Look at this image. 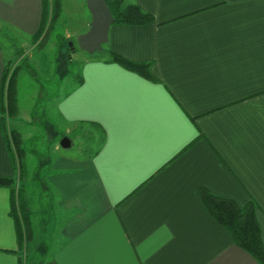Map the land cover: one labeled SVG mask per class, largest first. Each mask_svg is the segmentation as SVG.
I'll return each mask as SVG.
<instances>
[{
  "label": "crops",
  "instance_id": "crops-1",
  "mask_svg": "<svg viewBox=\"0 0 264 264\" xmlns=\"http://www.w3.org/2000/svg\"><path fill=\"white\" fill-rule=\"evenodd\" d=\"M126 2L153 21L112 23L105 45L148 63L151 79L106 53L84 60L54 107L68 128L98 130L100 143L77 156L55 144L41 183L53 227L37 228L24 193L30 245L13 215L17 186L0 185V264H26V248L28 264L37 252L45 264H259L209 215L200 192L256 203L264 242V0ZM44 10L43 0H0V28L32 37ZM8 52L0 37V178L15 179L3 111Z\"/></svg>",
  "mask_w": 264,
  "mask_h": 264
},
{
  "label": "rangeland",
  "instance_id": "rangeland-1",
  "mask_svg": "<svg viewBox=\"0 0 264 264\" xmlns=\"http://www.w3.org/2000/svg\"><path fill=\"white\" fill-rule=\"evenodd\" d=\"M47 1L49 4L45 31L38 39L16 36L9 29L0 28V33L5 35L0 37L9 47L8 76L16 71V116L21 118L17 131L13 128L16 117H6L9 133L15 131L19 134V146L23 153V175L21 178L17 175L14 182L24 193H30L32 217L34 223L39 224L38 229L52 226L48 220L53 214L51 194L41 189V183L49 169V160L54 157L55 144L63 154L77 156L85 152V149H96L101 140V133L92 126L68 128L63 123L54 107L57 95L63 92L65 85L69 86L77 78L84 60L103 56L107 49L105 43L101 50L89 54L78 46L76 36L85 32L90 24L85 0H60L59 16L53 22H50L52 0ZM49 24L51 26L48 28ZM65 136L71 141L68 148L60 146V141ZM11 150L17 157L13 143ZM43 205H46L45 210ZM43 218H46V223ZM41 239L40 245L46 246V237L42 236ZM24 240L25 244L30 245L33 236L24 233ZM24 252L28 264L30 252L28 248ZM35 256H38L36 264H45L42 252L35 253Z\"/></svg>",
  "mask_w": 264,
  "mask_h": 264
},
{
  "label": "trees",
  "instance_id": "trees-1",
  "mask_svg": "<svg viewBox=\"0 0 264 264\" xmlns=\"http://www.w3.org/2000/svg\"><path fill=\"white\" fill-rule=\"evenodd\" d=\"M113 18V24L123 25H144L153 21L150 14L143 11L138 5L134 3H126L125 0H105ZM48 1L43 0L44 12L42 23L36 33L32 36L34 39H38L45 31L46 18L48 16ZM60 0H52V11L50 22L56 20L59 16ZM51 24L48 25V28ZM107 45V43H106ZM104 50V49H103ZM107 56L118 64L133 70L142 76L151 79L149 73L148 63H134L122 56L112 52L109 49L104 51ZM3 84H5L6 101L3 106L4 113L7 116H16L17 114V102H16V71L8 76L7 69L4 74ZM6 82V83H5ZM11 139H8V146L11 149V143L14 144L17 157L12 153L13 161L18 160L17 170L18 177L23 175V153L19 146V134L15 131L10 132ZM14 182L13 178H0L1 186H11ZM19 195V214L16 212V208L13 200L14 217L18 218L19 226V238L22 240L24 233L30 234V208L28 207L25 194L21 187L16 189ZM201 201L209 213V215L221 226L227 229L230 236L233 239L235 245L249 253L259 264H264V242L261 237L260 226L256 216V203L253 201L247 203L245 206H238L230 200L216 197L209 194L206 191L200 192ZM46 264H54L53 262H47Z\"/></svg>",
  "mask_w": 264,
  "mask_h": 264
},
{
  "label": "water",
  "instance_id": "water-1",
  "mask_svg": "<svg viewBox=\"0 0 264 264\" xmlns=\"http://www.w3.org/2000/svg\"><path fill=\"white\" fill-rule=\"evenodd\" d=\"M85 5L91 17L89 28L78 34L76 40L81 50L92 54L101 50L107 43L113 18L105 0H85ZM70 145L71 141L67 136L60 141L62 148H68Z\"/></svg>",
  "mask_w": 264,
  "mask_h": 264
}]
</instances>
